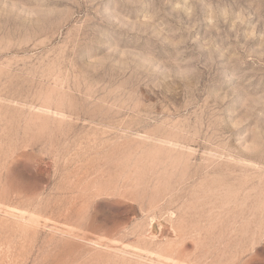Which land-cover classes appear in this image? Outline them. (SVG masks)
Listing matches in <instances>:
<instances>
[{
  "label": "rangeland",
  "instance_id": "obj_1",
  "mask_svg": "<svg viewBox=\"0 0 264 264\" xmlns=\"http://www.w3.org/2000/svg\"><path fill=\"white\" fill-rule=\"evenodd\" d=\"M0 264H264V0H0Z\"/></svg>",
  "mask_w": 264,
  "mask_h": 264
}]
</instances>
